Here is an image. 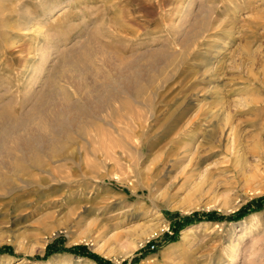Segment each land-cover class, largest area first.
Returning a JSON list of instances; mask_svg holds the SVG:
<instances>
[{"label":"rangeland","instance_id":"1","mask_svg":"<svg viewBox=\"0 0 264 264\" xmlns=\"http://www.w3.org/2000/svg\"><path fill=\"white\" fill-rule=\"evenodd\" d=\"M68 107L0 264H264V0H0V138Z\"/></svg>","mask_w":264,"mask_h":264},{"label":"bare ground","instance_id":"2","mask_svg":"<svg viewBox=\"0 0 264 264\" xmlns=\"http://www.w3.org/2000/svg\"><path fill=\"white\" fill-rule=\"evenodd\" d=\"M131 78L132 77L129 76L128 74H123L121 77V81L126 83V82H129ZM128 85H129V83H128ZM142 91H143V87L140 86V87H138V91H136V92L140 93ZM35 100H36V98H35ZM37 101H39V100H37ZM35 106H36V103H35ZM35 111L39 114L42 111V109H36ZM12 114L15 115L16 113H12ZM42 114H44V112ZM14 115H12L11 120L13 119V117H16ZM19 117L21 118L20 115H19ZM3 120H5V118ZM16 121L19 122L20 120L19 121L16 120ZM41 121H44L46 123V125L50 128V136L49 137L44 136L45 134L44 135L43 134L37 135L34 133H29L28 137H26V136L24 138L23 137H17L16 140H14L15 145L12 146V144H10L9 139H8V136L10 135L12 128L8 127L4 131L5 132L4 137L0 138V188L9 184L10 179H11L10 173H12V171L16 174H19V175H21V173L26 174L27 175L26 177H28L27 179L25 178L26 180H24L26 183V187L24 186L26 188V190H24L22 192V195H23L22 198L25 196L28 199V197L30 195L34 194L36 196V198L39 197V199H40L43 196H45L46 193H50L52 191H57L60 189V186L62 185V184H60V179L62 178V176L64 177V175H61L62 174V170H61L62 167L60 168L59 165H58V167H56L57 165H55L54 167L50 168V171H46L45 173L49 172V173H52V175H54L53 179L52 178L49 179L48 177H46V175L45 176H42V175L41 176H34V175H32L28 171L27 165H28V163H31L34 166L40 168L41 169L40 174L42 173V169L45 170L44 165H43V161L41 160L42 149H44V147H46L51 152V156H53V157L57 156L56 153L58 152V142H57L58 133L60 130L68 127V124L70 125V123L71 124H77V122H78L77 112L74 111L73 108L68 107V108H64L63 110H60V111L54 113V115L51 117L47 116L46 119H44V120L42 119ZM23 123H20L19 125H24ZM92 127H94L96 129V124H93ZM99 129L100 130L97 129L99 132L102 131L101 128H99ZM104 132H103V135L106 134ZM99 135H101V133ZM95 140H96V138H95ZM96 141H98V140H96ZM15 151H17V152H15ZM48 156H50V155H48ZM34 168L35 167H33L32 169H34ZM259 169H261V168H259ZM32 171L34 172V170H32ZM13 177H14V175H13ZM16 179H18V178H16V176H15V180ZM22 181H23V179H22ZM12 185L13 184L10 183V185H8L7 187L12 186ZM20 189H22L21 186H20ZM3 192L6 193V191H3ZM0 193L3 194L2 190ZM24 199H26V198H24Z\"/></svg>","mask_w":264,"mask_h":264},{"label":"trees","instance_id":"3","mask_svg":"<svg viewBox=\"0 0 264 264\" xmlns=\"http://www.w3.org/2000/svg\"><path fill=\"white\" fill-rule=\"evenodd\" d=\"M93 256V255H92ZM94 257H95V255H94Z\"/></svg>","mask_w":264,"mask_h":264}]
</instances>
